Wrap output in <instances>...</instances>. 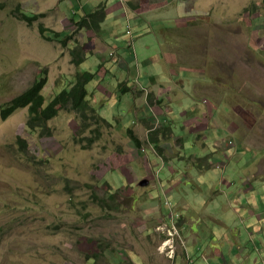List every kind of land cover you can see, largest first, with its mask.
I'll list each match as a JSON object with an SVG mask.
<instances>
[{"label":"rangeland","instance_id":"1","mask_svg":"<svg viewBox=\"0 0 264 264\" xmlns=\"http://www.w3.org/2000/svg\"><path fill=\"white\" fill-rule=\"evenodd\" d=\"M1 1L6 7L0 10V264H89L87 258L95 251L101 253L99 264H185L194 262L193 257L195 264H202L207 251L213 263L220 264L216 255L226 250L224 240L230 239L236 246L240 242L233 235L239 234L247 236L246 250L252 258L244 256V260L264 264V217L247 219L252 211L239 206L264 210L263 1L133 0L135 4L149 2L138 6L139 13L145 16V10L152 9L153 15L161 18L168 48L177 44L187 60L184 76L177 74L179 86L172 83L177 86L172 87L179 102L199 98L215 111L211 95L218 101L217 111L223 100L231 108L227 118L223 112L217 113L218 118L212 119L217 129L211 127L207 135L212 140L235 134L240 151L232 162L220 161L226 165L214 168L212 175L200 167L201 160L207 157L213 162L224 149L215 150L208 140L202 143L206 150H199L201 141L183 118L175 121V132L156 135L157 148L143 127L136 130L143 143L139 148L123 129L107 124L102 127L105 141L89 144L84 138L90 128L84 130V123L79 124L78 116L70 110L62 111L45 129L32 123L27 104L15 100L43 69L48 96L56 92L61 79L64 82V76L60 79L52 69L71 78L78 72L67 64L73 45H67L61 36L73 30L68 17L74 15L79 20L85 10L78 0H20L25 14H44L35 16L33 25L28 26L11 15L16 0ZM79 1L89 10L103 0ZM169 18L175 19V27H167L164 19ZM43 25L50 31H41ZM84 31L77 36L80 43L85 41ZM45 34L51 40L44 39ZM146 48L139 50L140 60L146 56ZM94 55H87L80 71L98 70ZM211 77L213 94L201 90ZM182 82L184 97H178ZM96 84L94 80L88 88ZM98 100L93 95L92 106ZM138 100L140 104L142 99ZM7 105L14 109L3 117L2 108ZM100 112L107 115V108L100 105ZM226 127L227 135H223L218 129ZM194 142L203 157L199 168L205 172L196 177L197 160L190 155ZM241 189L250 193H243L238 200L236 194ZM211 233L215 238H208ZM105 244L113 252L106 250ZM173 247L176 253L172 259L164 252Z\"/></svg>","mask_w":264,"mask_h":264},{"label":"clouds","instance_id":"2","mask_svg":"<svg viewBox=\"0 0 264 264\" xmlns=\"http://www.w3.org/2000/svg\"><path fill=\"white\" fill-rule=\"evenodd\" d=\"M178 1L179 3L180 1L184 2V0ZM262 1L264 3V0ZM78 2L80 4V8L85 10V14L80 17L79 20H76L74 15L68 17L72 18V22L74 24L72 28L73 30L66 31V35L61 36L63 37L62 40L65 39L67 45L69 42L73 45L70 49V55H67V64L74 65L78 72L73 78H71L69 75L60 70L52 69L54 75L60 77V79L62 75L64 76V82L61 79L62 84L56 89V92H54L52 96H48L44 92L48 83V77L46 74L41 73L46 72V69H43L37 76L32 78L35 80L28 86L25 92L16 99L18 100L25 97L26 94L31 92V89L33 88L37 89L38 93L45 97V102L43 105H40V107H36V104L33 102L25 103L34 118L32 123L42 129H45L47 124L52 119L57 117L62 111L70 110L78 116L79 124L84 123V130L90 128V134L84 138L89 144L105 141L103 139L102 127L107 124L109 126H117L119 129H123L128 136L130 135L129 130H133L134 135L140 141L141 139L136 135V130L143 127L146 129V132L148 130V140L154 147L157 148L159 147L158 139L156 138L157 142H154L152 140L153 137H156L158 133H163V135L167 136V134H169V130H174V123L179 117L188 122L189 130L196 132L198 136L197 139L201 141L199 150H206L202 147V143L206 144L209 142L208 140H211V136H208L207 133L211 127L216 128V123H213L212 119H217V113L222 112L226 117V113L230 112L229 109L231 108L228 107L223 100L222 102H219L217 111L218 101L213 97H210L211 95L208 97L211 100L213 108H216L215 111H213L210 107L208 108L205 100H200L199 98L192 99L188 103H184L183 99H180L179 102V98H177L176 94L177 86L172 83H177L178 85L179 76L177 74L184 76L186 69H183V67L187 65V60L181 55L183 53H181L178 49L177 44H170L168 48V42L165 40L166 32L161 18L153 15L152 9L145 10L147 11L145 16L142 11L139 13L140 9H137L138 6L142 8L149 2L145 4H138L136 2L135 4L133 0H117L115 4L111 5L105 3L106 0H103L101 3L104 2L105 4L100 3L89 10L86 9V6L79 0ZM21 3L23 2L16 0V3L11 9V15L19 19V21L26 23L28 26L33 25V18L35 16L44 15L43 13L36 15L25 14L23 12L25 10L24 8L22 9ZM109 5L112 6L111 11L107 10ZM5 7L6 3L0 0V10H3ZM97 10L100 12L98 16L101 17V19L95 20V17L91 16V14ZM149 17H155V19ZM164 22L167 23V27H175L177 24L175 23L174 18H169L167 20L164 19ZM81 30H85L83 32L85 34V41L83 43H80V40L77 38ZM106 30L109 32L107 36ZM41 31H44V33L46 31L47 33L50 29L48 30L43 25ZM148 34L152 35L151 40L148 39ZM44 39L51 40V38L46 36V34ZM144 45H147L146 56L143 60H140L139 50L142 49ZM96 49H98V51H96ZM88 54H97L98 70L95 73L79 70L80 67L87 61L86 59L88 58ZM55 55V57H57V51L55 52ZM181 56L183 58H181ZM94 57L96 56L94 55ZM182 60H185L186 63L182 62ZM202 60L205 62L204 59ZM51 63H53V61L49 62V65ZM193 69L195 68L193 67ZM136 70L137 74H135ZM222 70H224V68H222ZM86 72L93 76L89 82L86 81L84 77ZM165 77H167L166 82L163 81V78ZM211 79L212 77L202 87V91L212 93L210 91L213 88V82L210 84ZM94 80H97L96 86L93 89H89V84H91ZM80 84H83L85 92H87L85 99L82 100L84 101V104L80 106V108L74 106L72 101H59L54 105V109L57 111L56 113H52L47 117H39V113L36 111L42 112L45 109L44 107L50 105L52 100L62 91H73ZM172 86L176 89L174 90ZM184 87L185 84L182 82V87L178 91V97H184ZM143 91L146 95L143 94ZM91 94L92 96L95 95L99 98L98 102L94 106H92L93 101ZM139 98L142 99L140 100V104L138 100ZM99 101H101L100 104ZM21 102L22 101H20L19 104L25 105ZM123 104L125 107H121ZM100 105H104L107 108V115L103 116L101 114ZM7 108H9L8 105L5 108H2V110H6ZM219 119L225 122L224 118ZM152 120L155 121V123H153ZM121 121H123V123H120ZM190 124L192 126H190ZM228 127L225 129L219 128L218 130L223 133V135H227ZM31 129H35L33 128V124H31ZM164 130L168 132L164 133ZM155 131H157L156 134L154 133ZM178 133L180 134V132ZM130 136L137 145L133 136ZM217 137L218 136L211 140L212 145L215 150L224 149V153H220L218 156H215L213 162L207 157L201 160V163L204 164L208 175H212L214 173V168L220 170L228 164L227 162L230 160L232 162L234 154L240 151V149H236L238 139L235 134L234 137ZM142 145L137 146L140 148ZM193 146L194 148L190 152V155L194 156V160H197L194 165L196 169L194 177H196L205 172L199 168L200 159L203 157L197 149L196 142H194ZM197 152L198 154H196ZM220 161L226 162V164L222 165L223 163ZM216 163L222 166L217 167ZM105 180L107 183H111L109 178H106ZM140 182H143V180ZM145 182L147 181L145 180ZM243 184L247 187V183L245 181ZM141 185H144V183H141ZM244 189L238 191L236 199L242 200L243 193H250L249 191L243 192ZM110 197L111 199L114 198L113 193L110 194ZM163 198L168 200V197L166 196ZM105 203L107 206L112 207V204H110L107 200H105ZM168 205L170 206V204ZM260 214H264V211L260 212ZM177 237L179 236L177 235ZM105 248L106 250H109V252H113L114 250L108 249L109 244H105ZM164 253L169 256L171 255L170 257L173 259L176 253V248L173 247V249ZM192 259L194 262H191L190 260L187 262L195 264L196 257H193ZM262 260L264 261V259ZM100 261L101 253L98 251H95L93 255H90L87 258V262L89 264H99ZM201 263L205 264L206 262L204 260L201 261Z\"/></svg>","mask_w":264,"mask_h":264},{"label":"trees","instance_id":"3","mask_svg":"<svg viewBox=\"0 0 264 264\" xmlns=\"http://www.w3.org/2000/svg\"><path fill=\"white\" fill-rule=\"evenodd\" d=\"M99 10H97L96 12L92 13L91 16L95 17V20L97 19H101V17L98 16L99 14ZM86 81H90L93 76L86 72L84 75ZM67 92L62 91L60 94H58L53 100L52 103L50 105H47L46 107H44L45 109L40 112V111H36L39 113V117H47L48 115L52 114V113H56L57 111L54 109V105L55 103L62 101V102H66V101H72L74 104V106H77L78 108H80V106H82L84 104V100L87 92H85V89L83 87V84H80L78 87H76L73 91L71 90H66ZM67 95V97H66ZM20 101H22V104L25 103H29V102H33L34 104H36V107H40V105H43L45 102V97L42 94H39L37 89L33 88L31 89V92H28L26 94L25 97H22L18 100H16V104H19ZM34 108V106H33ZM14 108H7L6 110H2L3 112V117H7ZM169 128V127H168ZM170 131V130H169ZM157 131H155L154 133L156 134ZM164 133H167L168 131L164 130ZM130 135L133 136V138L135 139L136 143L138 146L142 145V142L136 138V136L134 135L133 130H129ZM154 142H157L156 137H153L152 139ZM200 167L201 168H205L203 163H200Z\"/></svg>","mask_w":264,"mask_h":264},{"label":"crops","instance_id":"4","mask_svg":"<svg viewBox=\"0 0 264 264\" xmlns=\"http://www.w3.org/2000/svg\"><path fill=\"white\" fill-rule=\"evenodd\" d=\"M240 207H242V209L245 210H251V214L250 216H246L247 219H253V218H258V219H261L264 214H260V211L259 210H253L252 207L250 206H246L245 205H240ZM264 209V207H263ZM264 211V210H263ZM262 212V211H261ZM250 228L248 229V232H249ZM250 236L251 233L249 232ZM234 237H237L239 242L242 244V241H243V244H242V247H240V243H238V245L235 246L234 242H232L230 239H225L224 241L226 242V251L225 249H221V251L216 255V256H219L220 258V264H248V262H246L244 260V256H247V259H252L250 256L251 254L246 250V244L248 242V240H246L247 236H243L242 234H239V235H233ZM201 238L203 236H200ZM211 238H215V235L214 233H211L209 235V239ZM253 237V236H252ZM225 238H227V235H225ZM220 240V239H219ZM211 258V253L210 252H206L205 253V262L206 264H214L212 259ZM224 260H227V262H225ZM186 264H190L188 262H186Z\"/></svg>","mask_w":264,"mask_h":264}]
</instances>
